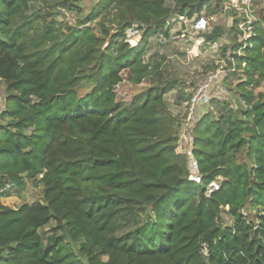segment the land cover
Listing matches in <instances>:
<instances>
[{
	"label": "trees",
	"instance_id": "trees-1",
	"mask_svg": "<svg viewBox=\"0 0 264 264\" xmlns=\"http://www.w3.org/2000/svg\"><path fill=\"white\" fill-rule=\"evenodd\" d=\"M226 2L0 0V264H264V9L247 41L240 20L229 29L232 99L191 130L197 170L167 100L188 110L197 85L146 59L173 20ZM226 31L196 33L214 45ZM124 82L147 88L119 101ZM28 180L41 200L5 205Z\"/></svg>",
	"mask_w": 264,
	"mask_h": 264
},
{
	"label": "rangeland",
	"instance_id": "rangeland-1",
	"mask_svg": "<svg viewBox=\"0 0 264 264\" xmlns=\"http://www.w3.org/2000/svg\"><path fill=\"white\" fill-rule=\"evenodd\" d=\"M227 8L232 9L234 14V21L240 20L245 21L247 15L243 9L253 8L256 10V13L264 9V0H248L247 5H243L240 0H227ZM252 9V10H253ZM250 15V14H249ZM202 16L206 18L208 23V29L204 31L209 33L212 29L220 25L227 29L224 35L220 38L217 44L208 45L204 42V39L201 38L199 33H196L193 29L194 22L197 20L195 17L192 20L182 24L177 20L174 21L170 29V38L166 39L164 36L155 37L151 40L150 52L148 53L146 59L147 62L157 58V55L164 54L168 58L170 65L175 71V73L181 77L184 81H187L194 85H200L206 76L211 73V71L219 68V65H227L225 60H222V53L224 47L228 46L227 54L231 55L233 40L232 37L234 34L229 33V22L225 14L215 16L213 18H208L207 11L202 12ZM254 14H252V20L254 21ZM176 20V19H175ZM68 21L74 23V18L69 17ZM240 29V28H239ZM240 31V30H239ZM241 33V32H240ZM128 43L134 47L136 46L140 39L141 33L139 30L132 29L127 33ZM245 42L243 35H239V43ZM244 51H241L243 53ZM221 81V80H220ZM216 84L212 89L210 95L212 99L214 97H221L224 99H232L231 94H229L228 89L223 85L221 81ZM236 84V83H235ZM147 88L146 84L140 86H132L126 82L122 83L116 88L117 97L119 101L128 102L134 95L145 90ZM7 98L6 88L4 84H0V114L5 108V101ZM174 94H170L167 97L171 111L175 115H179L182 119V126L180 128L181 139L178 145L177 152L179 154L190 155L191 147L193 140L191 130L195 125L203 119L204 115L211 111L210 103L208 100L206 103H200L195 106L193 111L192 119L189 120V111L183 106L182 108H177L174 106ZM187 118L185 119V117ZM210 187H215L211 184ZM43 186L39 184L35 186L31 183V180H28L27 186L23 191L17 192V190L12 191V195L9 197H3L2 201L5 205L11 207H19L24 203L35 204L37 201H40L42 198ZM226 223L230 222V219L226 216ZM52 224L51 226H53Z\"/></svg>",
	"mask_w": 264,
	"mask_h": 264
},
{
	"label": "built area",
	"instance_id": "built-area-1",
	"mask_svg": "<svg viewBox=\"0 0 264 264\" xmlns=\"http://www.w3.org/2000/svg\"><path fill=\"white\" fill-rule=\"evenodd\" d=\"M240 1L243 3V5H247L248 0H240ZM252 9L249 7L247 9H243L245 14L247 15V18L245 19V21H240L238 24V26L240 28L239 30H240L241 34L243 35V37L245 38V40H248L252 36V32H253L252 26L255 22V18H254V21H251L252 20V14H253ZM177 20H179V22L182 24H185V22L188 21V19H186L184 16H180L176 20H173L172 23L174 21L176 22ZM193 29L195 30V32L206 31L208 29V23L206 21V18L200 17L199 19H197L194 22ZM221 62H223V61H221ZM233 64H234L233 68H228V65H226V66L225 65H219V68L217 71H212L211 73H209L206 76V78L203 80V82L200 85L196 86L195 94H194V96H193V98H192V100L188 106L189 120L192 119L195 106L199 105L200 103H206L207 100L210 103V101L212 100V96L210 95L209 92H211V89L216 84H218L221 79L226 78L229 73L235 71L234 70V68H235L234 60H233ZM4 110H5V108L3 109V111ZM191 140H192V138H191ZM189 156H190V167L194 170H197L198 165L192 156V151L190 152ZM212 184L215 185V187H209L208 194H211L215 189H218V183H212Z\"/></svg>",
	"mask_w": 264,
	"mask_h": 264
},
{
	"label": "water",
	"instance_id": "water-1",
	"mask_svg": "<svg viewBox=\"0 0 264 264\" xmlns=\"http://www.w3.org/2000/svg\"><path fill=\"white\" fill-rule=\"evenodd\" d=\"M225 15H226L227 18H228L229 29L233 28V27H234V24H235V21H234V14H233L232 9H230V8H226V10H225Z\"/></svg>",
	"mask_w": 264,
	"mask_h": 264
}]
</instances>
